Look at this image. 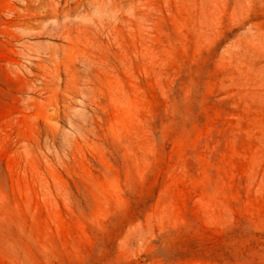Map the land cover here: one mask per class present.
Masks as SVG:
<instances>
[{
  "label": "rangeland",
  "instance_id": "1",
  "mask_svg": "<svg viewBox=\"0 0 264 264\" xmlns=\"http://www.w3.org/2000/svg\"><path fill=\"white\" fill-rule=\"evenodd\" d=\"M0 264H264V0H0Z\"/></svg>",
  "mask_w": 264,
  "mask_h": 264
}]
</instances>
